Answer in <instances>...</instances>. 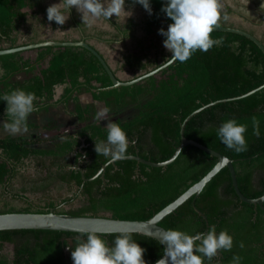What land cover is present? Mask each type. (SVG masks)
<instances>
[{
    "label": "trees",
    "instance_id": "16d2710c",
    "mask_svg": "<svg viewBox=\"0 0 264 264\" xmlns=\"http://www.w3.org/2000/svg\"><path fill=\"white\" fill-rule=\"evenodd\" d=\"M166 3L167 0H150L152 15L143 24L148 35L153 34L162 21L173 23L161 11ZM125 5L143 8L138 3L134 4L133 0H125ZM25 9L31 10L34 15L47 16L48 6L44 0H0V40L11 42L12 45L7 49L19 47L16 46L14 32L17 23L25 21L29 16ZM212 38H223V46L213 47L207 53L197 51L185 63L175 61L164 71L141 83L114 89H110L112 82L99 60L85 49L60 47L26 51L35 52V59H25L23 54L26 52L0 56V118L11 122L6 114L7 102L2 98L13 90L35 93L37 100L34 104L37 109H46L54 103L57 87L67 85L58 102H68L74 93L84 89L92 94L93 102L75 104L74 114L79 122L85 123L96 117L95 102L103 103L109 113L130 106L136 107L139 112L133 118L114 122L127 134L130 142L127 156L138 152L147 161H167L179 147L181 124L191 113L212 102L239 97L264 84V53L254 42L238 34L218 31L212 33ZM234 41L239 43L238 48L232 47ZM138 46H142L141 41ZM248 52L251 55L246 56ZM124 60L127 66L140 71L160 66L148 55L137 53L128 54ZM21 72L31 77L22 82L13 81V77ZM144 97L148 100L141 104L140 100ZM252 117L259 121V138L252 134ZM230 119L247 125L246 152L237 154L229 150L217 136L222 123ZM28 120V128H33L34 125L29 124ZM107 133L106 127L89 123L79 135L66 137L49 150L30 148L27 143L16 138L0 139V186L8 190L12 181L18 177L20 168L30 158H51L52 164L59 169V179L65 183H74L79 190L82 189L83 196L92 200L86 201L75 216L99 217L97 213L103 209L113 219L146 221L198 183L218 162L210 154L194 146H187L176 161L166 168L149 167L135 160H122L107 167L104 179L99 176L90 181L110 161V157L98 156L94 150L95 143L107 141ZM184 135L234 161L238 185L245 197L256 199L262 196L264 88L247 98L220 103L203 110L187 123ZM83 144L84 147L78 150ZM75 149L77 151L71 156ZM78 165L81 171L76 169ZM82 172L88 179L86 183ZM96 198L119 201H93ZM218 201H237V208L231 206L232 210L227 211L219 206ZM239 208L241 210H237ZM48 212L44 209L34 212L28 209L24 213ZM160 226L167 231L179 230L189 235L206 234L212 226L217 235L227 231L233 237V250L220 251L222 257L217 264H233L234 256L241 257L240 264H249L247 248L255 242L264 241V210L238 198L231 174L224 168L198 197L193 196L161 221ZM29 234L87 237L78 233L19 230L0 232V238L9 242L14 241L15 237ZM99 236L104 241L106 239L107 243L109 238H117L119 235ZM132 236L144 238L157 247V258L149 264H154L164 255L165 249L157 240L139 234ZM241 242L243 248L239 246ZM215 262L214 258L209 261L204 257V264Z\"/></svg>",
    "mask_w": 264,
    "mask_h": 264
},
{
    "label": "rangeland",
    "instance_id": "374dc122",
    "mask_svg": "<svg viewBox=\"0 0 264 264\" xmlns=\"http://www.w3.org/2000/svg\"><path fill=\"white\" fill-rule=\"evenodd\" d=\"M239 1L241 2V0H220L222 5L220 25L247 31L264 43V17L260 18L259 15L249 12L248 7L238 4ZM61 2L62 0H44V4L48 7ZM102 2L106 3L107 0H102ZM248 2L247 0H242L243 4ZM24 11L28 12L29 16L25 21L17 23L14 32L16 46L20 47L42 41H79L86 38L88 42L100 49L111 60L112 66L121 78L125 80L135 79L137 76L153 70L154 67H149L148 70L137 74L131 73L128 69H124V65L121 66L124 54L148 55L151 60H156L157 66L162 65L166 62L165 60L172 56V53L163 46V41L166 37L158 34V30L161 28L167 31L170 23L162 21L161 25L155 29V32L148 35L143 29V24L150 15L144 8L125 5V13L120 16H113L109 19L103 17L93 19L86 16L85 20H83V13L73 7L70 9L68 19L63 25H58L55 21H48L47 16L44 14L34 15L29 9ZM65 14H67L66 10ZM244 14L248 17H245ZM223 16L228 18L225 20ZM130 38L132 41L129 40ZM122 39L123 41H121ZM139 41L142 42L140 47L138 46ZM11 45V42L0 40V50L7 49ZM23 57L35 59L36 53L27 52L23 54ZM29 77H31L30 74L21 72L14 76L12 80L22 82ZM62 89L63 87L59 91L61 92ZM91 99L92 94L82 89L74 93L68 102H58V100L47 106L46 109H38L30 114L28 120L29 124H33L34 127L23 135H10L3 128V124L7 120L0 118V139L16 138L27 143L30 148L49 150L53 149L58 142L66 137L79 135L89 123H98L107 127L109 122H124L133 118L139 112V109L130 106L115 113L108 112L107 119L99 120L92 117L87 122L81 123L74 114L75 104L86 105ZM147 100L148 98L144 97L140 100V103L144 104ZM103 109H106L103 103L97 104L96 115ZM47 160V158L32 157L26 161L25 165L20 168L18 177L12 181L8 190L0 186V199L15 197L67 198L73 196L76 191L75 187L73 185L67 187L53 177L50 166L44 164ZM49 161L52 162V159L50 158ZM50 202L58 203V201H0V213L8 211H11V213L25 212L28 209L34 212L36 208H44ZM84 205L85 202L75 201L69 208L64 210L77 211ZM100 214L111 217L110 213L103 209L100 210Z\"/></svg>",
    "mask_w": 264,
    "mask_h": 264
},
{
    "label": "clouds",
    "instance_id": "9594fccd",
    "mask_svg": "<svg viewBox=\"0 0 264 264\" xmlns=\"http://www.w3.org/2000/svg\"><path fill=\"white\" fill-rule=\"evenodd\" d=\"M143 6L149 15H152L150 0H133ZM75 7L86 16L93 19L101 17L109 19L125 13V0H62L47 9L48 21H55L63 25L68 19L70 9ZM222 5L220 0H167L161 11L167 18L173 21L167 31L163 28L158 34L166 37L163 46L172 53L166 62H187L194 53L202 51L207 53L213 47L223 46L224 40L213 39L212 33L221 22ZM65 10L67 14H65ZM223 16V19H227ZM233 48H238L239 43L234 41ZM251 55L250 52L246 56ZM249 67H251L249 65ZM2 74V70H0ZM7 102L6 114L11 122H4L3 128L12 136L28 133L27 120L33 112L37 111L34 102L37 100L35 93L22 89L11 91L2 98ZM108 109L97 113L96 119H107ZM107 141L95 143V152L105 157H110L109 162L120 161L128 158L127 149L129 140L125 131L117 124L109 122L107 127ZM247 125L238 124L230 119L222 123L217 130V136L229 150L240 154L248 150L245 133ZM252 134L259 138L260 126L256 117H252ZM86 241L77 237L75 250H71V258L74 264H145L143 259L145 249L132 240V234L122 232L116 238L113 247H108L106 241L96 233H86ZM161 243L166 244L164 258L156 264H204V257L211 261L220 251H231L233 237L227 231H221L217 235L214 226L208 232L189 235L179 230L163 232ZM199 242V243H197ZM244 247L243 242L239 245ZM200 253L202 255H197ZM241 257L234 256L233 264H240Z\"/></svg>",
    "mask_w": 264,
    "mask_h": 264
},
{
    "label": "water",
    "instance_id": "95a60500",
    "mask_svg": "<svg viewBox=\"0 0 264 264\" xmlns=\"http://www.w3.org/2000/svg\"><path fill=\"white\" fill-rule=\"evenodd\" d=\"M214 31L227 32V33H233L244 36L249 40H251L252 42H254L264 53V44L261 42V40H259L257 37H255L253 34L247 31L238 28L219 27V26ZM60 47L81 48L93 54L99 60V62L107 72L112 82V86L110 87V89L128 87L141 83L164 71L174 63V62H166L160 65L159 67H157L156 69L144 73L133 80L122 81L116 76L113 69L110 67V65L108 64L106 59L102 56V54L94 46L88 43V41L85 38L79 41H42L25 46H20L10 49H2L0 50V56L22 53V52L32 51L42 48L56 49ZM263 88H264V84L239 97L212 102L191 113L181 124V129H180L181 143L179 147L176 149L174 155L169 160L160 163H154L141 158L138 155V152L136 155H130L128 156V158L124 159V160H135L139 164H144L149 167L166 168L176 161V159L179 157V155L181 154L182 150L185 147L194 146L200 149L201 151H204L210 154L211 156L217 158L218 160V162L213 167V169L207 175H205L198 183L194 184L186 192H184L181 196H179L176 200H174L172 203H170L168 206H166L164 209H162L160 212L155 214L150 219L146 221L118 220V219H113L111 217L75 216L71 214H58L52 210L48 213H24V212L1 213L0 232L19 231V230H42V231H56V232H66V233H78V234L96 233L97 235H112V234L120 235V233L122 232H128L131 234H139L142 236L150 237L152 239L157 240L160 244H162L160 238L163 232H166L167 230L160 226V222L163 221L166 217H168L172 213H174L177 209H179L184 203L190 200L193 196L198 197L202 193L204 188L212 181V179L224 168H227L231 174L233 187L238 198L244 203L254 205L255 207L259 206L261 209L264 210V193L259 198L249 199L245 197L240 191L233 160L196 141L187 139L184 135V131L187 123L194 116H196L203 110L207 108H211L212 106L220 103L247 98L255 94L256 92L262 90ZM116 162L118 161L115 162L108 161L105 165L102 166L100 171L93 178L90 179V181L98 178L99 176H101L102 179H104V173L107 167L111 164H115ZM77 170L81 171L80 167H78ZM82 176L84 183H86L88 179L85 178L83 172H82ZM195 210L200 215H203L197 208H195ZM204 218L208 225L206 217ZM162 245L164 249H166L167 245L166 244H162ZM162 258H164V255L160 259ZM164 259L167 260L168 258H164ZM154 264H156V262ZM168 264H170V259L168 260Z\"/></svg>",
    "mask_w": 264,
    "mask_h": 264
},
{
    "label": "flooded vegetation",
    "instance_id": "af4514ba",
    "mask_svg": "<svg viewBox=\"0 0 264 264\" xmlns=\"http://www.w3.org/2000/svg\"><path fill=\"white\" fill-rule=\"evenodd\" d=\"M83 142V141H82ZM84 147V144L78 150H81ZM77 149L71 154L73 156ZM85 156V153H83ZM50 159V158H49ZM45 161V164L50 166L52 170V176L55 177L60 183L65 184L67 187L73 185L76 191L73 196L65 197V198H28V197H15V198H2L0 201H58V203L50 202L47 203L44 208H36L35 211H39L40 209L52 210L58 214H77V211H65L64 209L69 208L70 205L75 203V201L85 202L92 201L87 197L82 195V189H78V187L74 183H65L61 179H59L58 167L54 166L51 161ZM49 161V162H48ZM78 167H80L78 165ZM76 167V169L78 168ZM67 168L66 170H68ZM81 169V168H80ZM93 201H119V200H107L102 198H96ZM219 206L223 207L227 211L232 210L233 206L235 209L237 201H218ZM258 207V206H257ZM255 207V208H257ZM241 210V208L237 209ZM231 215V213H230ZM99 217H109L103 216L100 213H97ZM111 216V214H110ZM77 237L82 241H86L87 237L84 236H55V235H26L15 237L14 241H3L0 238V262L1 263H9V264H74L71 258V250H75ZM133 241H135L139 246L145 249V253L143 259L145 260V264L151 263L154 259L157 258L158 249L156 246L149 244L147 240L144 238L131 237ZM104 240V239H103ZM116 238H109L106 243L108 247H113ZM264 240V238H263ZM106 241V239H105ZM248 253L250 256L249 264H264V241L260 243H253L252 246H249ZM233 250V249H232ZM253 250V252L251 251ZM222 255L218 252L217 256L214 257L215 264L220 262Z\"/></svg>",
    "mask_w": 264,
    "mask_h": 264
},
{
    "label": "crops",
    "instance_id": "0c3cea01",
    "mask_svg": "<svg viewBox=\"0 0 264 264\" xmlns=\"http://www.w3.org/2000/svg\"><path fill=\"white\" fill-rule=\"evenodd\" d=\"M250 3H249V2ZM247 4L245 5V4H243L242 3V0H241V2L239 1L238 2V4L240 3L241 5H243V6H246V7H248V9H249V12L251 11V13H253V14H255V15H259L260 16V18H263L264 17V0H247ZM263 3V4H262ZM243 15V14H242ZM244 16L245 17H248L246 14H244ZM236 17H238V16H236ZM245 19V18H244ZM251 19V18H250ZM253 19V18H252ZM244 21V20H243ZM220 25V24H219ZM123 36V35H122ZM86 39V38H85ZM129 40H131L132 41V39L130 38ZM128 40V41H129ZM57 41H65V40H57ZM88 41V40H87ZM121 41H123V39L121 40ZM88 43H90V42H88ZM91 44V43H90ZM92 46H93V44H91ZM95 47V46H94ZM96 48V47H95ZM57 49V48H56ZM101 54H102V56L106 59V61L108 62V64L110 65V67L113 69V71H114V73L116 74V76L120 79V80H122V81H130V80H125V79H123V78H121V76L119 75V73L116 71V69L112 66V64H111V60H109L108 58H107V56H105L104 54H103V52L100 50V49H98V48H96ZM27 53V52H26ZM128 54H130V53H126V54H124L123 55V57H122V62H121V66H123L124 65V69H128L131 73H135V74H137V73H139V72H143V71H140V70H137V69H132V68H130L129 66H127L126 65V62H125V60H124V57L125 56H127ZM37 55V54H36ZM112 58H113V56H111ZM25 59H27V58H25ZM115 62H116V60H115ZM138 77V76H137ZM30 78V77H29ZM133 80V79H132ZM61 87H63V89H62V91L60 92L59 91V89L61 88ZM67 88V85H63V86H59V87H57L56 88V91H55V97H54V102H56V101H58V100H60L61 98H62V95L64 94V92H65V89ZM59 91V92H58ZM56 92L58 93L57 95H56ZM91 102H93V99H91L89 102H87V104H89V103H91ZM97 104H99L98 102H95V106L97 105ZM104 105V104H103ZM105 106V105H104Z\"/></svg>",
    "mask_w": 264,
    "mask_h": 264
}]
</instances>
